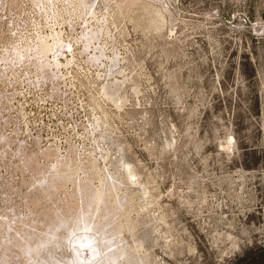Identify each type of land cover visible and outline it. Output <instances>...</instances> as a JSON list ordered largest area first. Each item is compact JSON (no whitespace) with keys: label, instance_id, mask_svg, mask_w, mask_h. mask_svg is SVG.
<instances>
[{"label":"rangeland","instance_id":"374dc122","mask_svg":"<svg viewBox=\"0 0 264 264\" xmlns=\"http://www.w3.org/2000/svg\"><path fill=\"white\" fill-rule=\"evenodd\" d=\"M6 263L264 264V0H0Z\"/></svg>","mask_w":264,"mask_h":264},{"label":"bare ground","instance_id":"6f19581e","mask_svg":"<svg viewBox=\"0 0 264 264\" xmlns=\"http://www.w3.org/2000/svg\"><path fill=\"white\" fill-rule=\"evenodd\" d=\"M161 16H162V14H161ZM162 18H163V16H162ZM39 65H40V64H39ZM39 65H38V66H39ZM44 67H45V66H44ZM44 67H43V69H44ZM40 71H41V70H40ZM47 72H48V71H47ZM45 73H46V71H45ZM45 73H44V74H45ZM48 74H49V73H48ZM48 76H49V75H48ZM118 83H119V82H118ZM114 84H115V83H114ZM115 85H117V84H115ZM104 89H105V93H106V89H107V88L105 87ZM109 89H110V88H109ZM111 89H112V88H111ZM112 90H113V89H112ZM107 91H108V90H107ZM113 91H114V90H113ZM103 92H104V91H103ZM111 92H112V91H111ZM109 93H110V92H109ZM110 97H111V96H110ZM102 186H103V185H102ZM102 188H103V187H102ZM101 190H102L101 188H98V189H97V191H98L99 193L101 192ZM138 221H139V220H138ZM137 224H138V223H137ZM129 226H130V225H129ZM130 227H131V226H130ZM133 227H134V226H133ZM3 260H4V259H3ZM5 260H6V259H5ZM10 263H11V262H10ZM6 264H7V263H6Z\"/></svg>","mask_w":264,"mask_h":264}]
</instances>
